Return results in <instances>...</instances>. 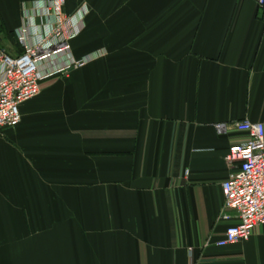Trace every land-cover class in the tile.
Here are the masks:
<instances>
[{
    "label": "crops",
    "instance_id": "1",
    "mask_svg": "<svg viewBox=\"0 0 264 264\" xmlns=\"http://www.w3.org/2000/svg\"><path fill=\"white\" fill-rule=\"evenodd\" d=\"M0 0V47L20 54L25 10ZM258 0H67L93 58L44 81L0 135V264H264V226L219 248L225 157L264 124Z\"/></svg>",
    "mask_w": 264,
    "mask_h": 264
},
{
    "label": "built area",
    "instance_id": "2",
    "mask_svg": "<svg viewBox=\"0 0 264 264\" xmlns=\"http://www.w3.org/2000/svg\"><path fill=\"white\" fill-rule=\"evenodd\" d=\"M67 0H45L25 10L27 25L16 33L20 54L13 57L0 47V135L19 127L21 108L41 94L44 81L68 76L93 61L75 59L72 43L84 29L88 9L66 12ZM264 21V0L257 1ZM222 135L234 129L245 140L225 157L231 168L222 185L224 210L234 213L238 224L230 226L216 246L225 248L248 242L264 226V124L243 121L215 126Z\"/></svg>",
    "mask_w": 264,
    "mask_h": 264
},
{
    "label": "trees",
    "instance_id": "3",
    "mask_svg": "<svg viewBox=\"0 0 264 264\" xmlns=\"http://www.w3.org/2000/svg\"><path fill=\"white\" fill-rule=\"evenodd\" d=\"M66 12L68 13V14H73L74 12H70V11H68L67 9H66Z\"/></svg>",
    "mask_w": 264,
    "mask_h": 264
}]
</instances>
